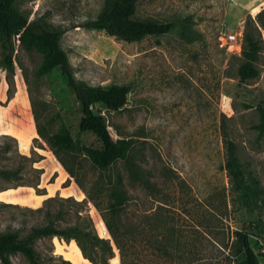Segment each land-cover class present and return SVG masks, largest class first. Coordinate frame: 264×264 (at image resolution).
I'll use <instances>...</instances> for the list:
<instances>
[{
    "label": "rangeland",
    "instance_id": "374dc122",
    "mask_svg": "<svg viewBox=\"0 0 264 264\" xmlns=\"http://www.w3.org/2000/svg\"><path fill=\"white\" fill-rule=\"evenodd\" d=\"M103 4L15 2L29 19L63 30L61 46L78 80L129 85L120 109L93 105L113 139L129 141L127 154L105 169L92 163L85 147L100 142L79 132L74 93L57 71L39 73L43 53L21 46L15 36L12 71L1 67L0 46V232L24 236L59 213L60 227L76 225L109 242L110 258L100 247L88 249L108 264H121L118 241L129 264H239L244 255L236 251V232L245 231L264 263V129L258 112L264 104V12L261 23L257 19L264 0H138L135 17L176 26L133 42L84 26ZM248 17L263 48L259 75L241 81L242 47L219 37L235 32L243 39ZM62 125L80 146L56 154L37 127L55 133ZM11 129L25 131L27 142ZM224 136L235 143L242 165L237 182L225 168ZM116 188L128 199L112 209ZM163 240L170 256L157 249ZM35 249L42 264H93L74 239L41 238ZM9 259L30 264L21 253Z\"/></svg>",
    "mask_w": 264,
    "mask_h": 264
},
{
    "label": "trees",
    "instance_id": "16d2710c",
    "mask_svg": "<svg viewBox=\"0 0 264 264\" xmlns=\"http://www.w3.org/2000/svg\"><path fill=\"white\" fill-rule=\"evenodd\" d=\"M16 0H0V46L2 49L1 67L6 71L14 69L13 54L15 50L14 39L17 36L21 46L31 49L35 48L43 53V60L38 69L39 73H47L52 70L58 72L67 87L74 93L75 101L81 113L78 127L79 132H91L100 142V147H85L92 163L102 169L107 168L119 158H124L129 148L126 139H113L103 115L93 110L95 103H101L107 109L117 110L127 102L130 87L127 84H111L107 87L102 85H90L77 79L69 57L61 46L63 30L59 27H48L40 18L29 19L15 6ZM138 0H104L103 7L97 15L85 22L84 26H92L103 30L107 34L118 39L133 42L140 41L147 35H161L168 33L176 23L173 21H155L139 19L135 17ZM264 9L257 14L258 22L261 23L260 15ZM258 29L252 18L245 20L242 39L241 57L242 62L238 67L237 74L241 81L255 78L260 70L258 63L263 48ZM260 116V128L264 129V104L258 105ZM38 135L51 147L54 153L60 150H74L80 144L65 125L55 133H49L44 128L37 127ZM226 146L225 168L234 181L243 177L242 165L238 159L236 145L230 138L224 136ZM71 176L73 174L68 171ZM3 175L10 171H1ZM112 209L122 206L128 199L124 190L116 188L111 192ZM61 219L59 213L48 215L45 224L32 227L28 233L21 236L18 231L0 232V259L3 264H11L9 255L13 253L23 254L30 264H42L40 256L35 249L38 239L45 237H58L65 241L74 239L79 246L82 255L93 264H108V258L112 256V247L109 242L98 239L90 231L79 226L60 227L58 221ZM124 235V234H123ZM116 241L118 239L116 238ZM90 244V245H89ZM122 250L121 264H129L123 254V246L118 241ZM100 247L102 255L109 253L108 258L100 256L96 258L97 252L88 249ZM163 256H170L166 242L161 241L157 246ZM236 251L244 257L239 264H264L261 263L257 253L250 244L249 235L245 231L236 232ZM60 264H72L70 260H62Z\"/></svg>",
    "mask_w": 264,
    "mask_h": 264
},
{
    "label": "built area",
    "instance_id": "2783aa9c",
    "mask_svg": "<svg viewBox=\"0 0 264 264\" xmlns=\"http://www.w3.org/2000/svg\"><path fill=\"white\" fill-rule=\"evenodd\" d=\"M219 38L221 39L222 42L224 40L225 43L226 42L234 43L236 50H240L242 47V36H241V34L238 35L235 32H231V33H228L224 36H220Z\"/></svg>",
    "mask_w": 264,
    "mask_h": 264
},
{
    "label": "crops",
    "instance_id": "0c3cea01",
    "mask_svg": "<svg viewBox=\"0 0 264 264\" xmlns=\"http://www.w3.org/2000/svg\"><path fill=\"white\" fill-rule=\"evenodd\" d=\"M28 131L31 133V130L28 129ZM8 133H12V134H15V133H16V134H15V135H16L15 137H17L18 139H19V136H17V135H18L19 133H23V134L25 135V137H26V142H27V138H28V137H27L25 131L23 132V131L21 130L20 132H18V131H16V130L11 129V130H8ZM32 136H33V137L35 136L34 132L32 133Z\"/></svg>",
    "mask_w": 264,
    "mask_h": 264
}]
</instances>
